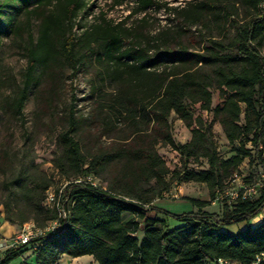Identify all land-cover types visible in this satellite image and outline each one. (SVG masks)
I'll return each instance as SVG.
<instances>
[{
  "label": "trees",
  "instance_id": "1",
  "mask_svg": "<svg viewBox=\"0 0 264 264\" xmlns=\"http://www.w3.org/2000/svg\"><path fill=\"white\" fill-rule=\"evenodd\" d=\"M90 1L0 0V11L12 7L24 18L12 25L11 34L21 42L26 64L20 80L12 79L4 101L6 111L23 119L31 90L36 100L48 104L58 95L63 76L71 83L81 70L97 65L100 69L86 98L100 91V83L117 82L106 101L110 111L132 127L125 138L85 142L80 139L84 122L76 109L80 99L70 94L61 117L54 167L65 177L92 173L107 187L68 184L64 195L71 204L64 229L6 248L0 264H10L28 250L35 256L34 264H59L64 254L91 255L97 264H217V258L251 262L264 252V216L260 223L250 224L264 210V184L256 197L239 196L230 202L232 209L224 206L222 215L203 208L215 200L245 158L249 167L245 184L264 170L258 148L264 144V58L260 54L264 0H194L175 7L164 0H111L114 6L132 2L135 13L152 5L170 10L179 25L155 32L103 12L83 22L90 15ZM212 18L222 35L207 37L199 32L206 41L191 51L183 41L185 27L207 28ZM6 31L0 24V36ZM213 89L221 98L214 106ZM104 110L88 124L100 126L99 141L112 125V113L105 115ZM171 112L190 130L189 141L173 138ZM205 112L212 113V121ZM213 121L221 125L229 143L244 137L249 147L234 145V155L221 157ZM157 144L175 149L183 158L182 168L171 170L157 152ZM199 158L206 159L207 168L187 167L190 159ZM174 179L205 183L209 200L189 197L197 210L176 213L153 207L163 217L147 215L144 204L166 191ZM152 180L154 184L146 187ZM51 183L46 174L27 178L20 172L8 179V196L5 200L0 196L3 218L21 224L33 221L37 227L55 219L56 208L43 204ZM110 191L138 203L117 199ZM128 214L132 217L127 218ZM240 222L245 223L243 227L231 229ZM142 223L143 235L138 238L135 233Z\"/></svg>",
  "mask_w": 264,
  "mask_h": 264
},
{
  "label": "rangeland",
  "instance_id": "2",
  "mask_svg": "<svg viewBox=\"0 0 264 264\" xmlns=\"http://www.w3.org/2000/svg\"><path fill=\"white\" fill-rule=\"evenodd\" d=\"M168 3L169 7L184 6L187 2L194 0H164ZM90 7L87 12L90 14L84 16L83 22H91L95 19V16L103 12L107 17H111L115 20H126L128 24L142 25L146 30L155 32L162 27L170 26L176 28L179 25V21L175 19L174 14L164 8L150 6L147 10L140 13L131 11L135 6L130 1H125L121 5H113L111 0H91L89 2ZM133 7V8H132ZM144 17L145 21L141 22V18ZM18 19L23 20L21 12L15 10L12 7H4L0 11V24L6 29V33L0 36V196L2 200H5L8 196V190L6 185L8 179L23 172L27 178L32 176H39L40 174H46L53 177L55 171V159L59 154L57 146V137L61 130V117L65 112L66 104L69 101L71 93H74L80 100L77 104V114L83 119V127L81 128V138L89 140L93 139L97 144L108 142L112 139H121L130 135L132 127L129 126L127 121L121 116H116L115 112L110 111V107L106 98L111 97V91H114L118 83L112 80H106L99 84L100 91L95 94L93 98H86L92 82L96 79V75L99 72V67L88 66L81 70L77 78L70 83V80H66L64 77V83L60 86V91L55 99L50 103H43L36 100L35 92L30 91L28 99L24 105V117L23 119H17L9 111L4 109L5 100L11 91L12 79L20 80L23 73L26 60L23 56L21 49V42L12 37L11 29L12 25L17 22ZM188 32L184 35L183 41L189 46L191 51H195L201 48L202 43L206 40H201L199 32L208 36H220L223 30L220 25L217 24V20L212 18L211 23L207 28H202L199 25H192L185 27ZM35 29V26H34ZM35 32V31H34ZM221 101L217 90H212V105H216ZM107 105V106H106ZM104 110L105 115L112 113V125L108 127V134L102 136L101 140H97V133L100 126H89V121L96 115ZM205 116L208 121H212V113L205 112ZM172 127V135L177 142H187L191 138L190 130L184 125L183 121L178 116L171 112L169 116ZM243 119H241V122ZM212 132L214 140L217 146L219 155L223 158H228L235 154L234 145L246 143L249 147V142L246 139L235 141L233 144L227 140L221 125L217 121L212 122ZM83 142V140H81ZM156 150L159 155L164 159L167 166L173 169H180L183 165V158L181 155L173 149L170 145L157 144ZM187 167L196 171L205 169L208 167L207 161L204 158L190 159ZM248 160L245 158L243 163L240 164L238 170L225 182L217 194L215 200L204 207V210L210 212H216L222 215L224 206H228L232 209V206L228 200L232 191H236L241 185H244L249 178ZM260 174L257 175L259 177ZM169 179V175L166 176ZM261 179V178H260ZM54 182H59L57 177L54 178ZM100 184L103 187H107L105 183L100 179ZM152 180L146 187L153 185ZM197 198L201 200H209V192L205 183L196 181H178L176 179L171 180L169 187L166 191L153 197L149 202L144 204L147 215L160 216L155 208L169 209V211H175L176 213L184 212L189 207L190 202L187 198ZM192 206V205H191ZM192 210H197L192 206ZM264 213V210L262 211ZM127 218H131L130 214L126 215ZM28 222V221H27ZM244 222L233 224L232 230H236L244 226ZM250 224L253 226L252 220ZM24 223H18L17 221H9L6 218L0 219V239H11L17 235L23 228ZM143 223L140 229L135 233L138 238L143 235ZM70 258L67 264H97L91 255H82L75 258ZM65 259V258H64ZM91 259V260H90ZM66 262V261H63ZM60 264V262H59ZM216 264V263H208Z\"/></svg>",
  "mask_w": 264,
  "mask_h": 264
},
{
  "label": "built area",
  "instance_id": "3",
  "mask_svg": "<svg viewBox=\"0 0 264 264\" xmlns=\"http://www.w3.org/2000/svg\"><path fill=\"white\" fill-rule=\"evenodd\" d=\"M260 54L264 58V47L260 48ZM258 148L261 151V157L264 159V144L260 143ZM55 168V167H54ZM260 176L254 178L251 183L241 185L236 191H232L229 195V202L236 200L239 196L242 199L254 198L259 193V188L264 184V170H260ZM53 177H50L52 183L45 191V198L43 201L46 207H55L57 210V217L49 220L44 226L37 227L33 221L25 222L22 230L11 239L0 240V251L8 247L16 246L18 244L27 243L32 237L43 234H57L64 229L65 223L69 218L71 201L65 198V187L70 183H88L93 186L103 187L100 184V178L92 173H80L71 177H65L60 174L59 170L55 168ZM57 177L59 182L55 183L54 178ZM261 178V179H260ZM115 198L122 199L127 202H137L126 195L118 194L110 191ZM4 217L2 204L0 203V219ZM217 264H264V252L257 254L255 258L249 263H241L239 261H232L225 258H217Z\"/></svg>",
  "mask_w": 264,
  "mask_h": 264
},
{
  "label": "crops",
  "instance_id": "4",
  "mask_svg": "<svg viewBox=\"0 0 264 264\" xmlns=\"http://www.w3.org/2000/svg\"><path fill=\"white\" fill-rule=\"evenodd\" d=\"M190 210H192V206L191 205H189V207L187 208L186 211H190ZM173 212H175V211H173ZM260 214H262V218H263L264 213L261 212ZM0 240H3V239H0ZM1 253H2V251H0V254ZM69 257L70 256L65 255V254L62 255L60 257V260H59L60 264H67L68 261H70ZM71 258H75V257H71ZM63 261H66V262H63ZM34 263H35V256H34V254H32L31 250H28L23 255H21L20 257L16 258L15 260H13L10 264H34Z\"/></svg>",
  "mask_w": 264,
  "mask_h": 264
},
{
  "label": "bare ground",
  "instance_id": "5",
  "mask_svg": "<svg viewBox=\"0 0 264 264\" xmlns=\"http://www.w3.org/2000/svg\"><path fill=\"white\" fill-rule=\"evenodd\" d=\"M254 225L258 224L262 220V214H258L257 216L251 218Z\"/></svg>",
  "mask_w": 264,
  "mask_h": 264
}]
</instances>
